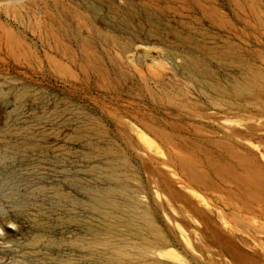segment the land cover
Returning a JSON list of instances; mask_svg holds the SVG:
<instances>
[{
  "label": "rangeland",
  "instance_id": "1",
  "mask_svg": "<svg viewBox=\"0 0 264 264\" xmlns=\"http://www.w3.org/2000/svg\"><path fill=\"white\" fill-rule=\"evenodd\" d=\"M0 264H264V0H0Z\"/></svg>",
  "mask_w": 264,
  "mask_h": 264
},
{
  "label": "bare ground",
  "instance_id": "2",
  "mask_svg": "<svg viewBox=\"0 0 264 264\" xmlns=\"http://www.w3.org/2000/svg\"><path fill=\"white\" fill-rule=\"evenodd\" d=\"M188 62V61H187ZM189 66H190V69L195 73V72H197V68H198V66H199V64L197 63V62H191V63H189ZM204 84V83H203ZM201 87V86H200ZM135 131H137V130H135ZM137 136H139V138L143 141V143L149 148V149H152L155 153H158V155L160 154V152H159V149H158V147H156V146H153L152 144H151V142H150V139L148 138V137H146L141 131H137ZM162 154V153H161ZM162 156V155H161ZM247 181L249 182V183H253V179H252V177H248V179H247ZM167 185V184H166ZM165 185V187H167V186H169V185H167L166 186ZM155 188H160V187H158V186H156ZM169 189V188H168ZM173 189V188H172ZM154 190H156V189H154ZM159 190V189H158ZM160 190H162V189H160ZM159 190V192H161ZM175 190V189H174ZM165 191H167V190H165ZM168 192V191H167ZM156 193H158V192H156ZM164 193V192H163ZM162 193V194H163ZM172 193V192H171ZM193 194V193H192ZM156 196L158 197V195L156 194ZM169 196H170V198L171 197H174V195H173V193H172V195L171 194H169ZM193 196H194V198H197L196 197V195H194L193 194ZM162 197V196H161ZM176 197V196H175ZM163 198H164V194H163ZM164 199H166V197L164 198ZM143 200V199H142ZM170 200V199H169ZM166 201V203L168 202V200H165ZM164 201V202H165ZM163 202V203H164ZM175 202V201H174ZM197 202H199V204L200 203H202V201L200 200V199H198V201ZM166 203H164V204H166ZM171 203V201L168 203V204H170ZM167 204V205H168ZM170 205H174V204H170ZM166 206V205H165ZM169 206V205H168ZM167 207V206H166ZM169 208V207H168ZM172 208H174V207H172ZM184 208V207H183ZM167 209V208H166ZM176 209V208H175ZM160 210V209H159ZM164 210V209H163ZM169 212L171 211V210H169V209H167ZM174 210V209H173ZM181 210H182V208H181ZM174 212V214H180V215H178V217H180L181 216V213L180 212H176V211H173ZM176 212V213H175ZM187 212V211H186ZM165 214V213H164ZM171 214V213H170ZM173 214V217H176L177 218V216H175ZM189 216V215H188ZM163 217V216H162ZM167 217V216H166ZM192 217V216H191ZM147 219V218H146ZM175 219V218H174ZM190 219V218H189ZM192 219H193V217H192ZM167 220V219H166ZM182 220V219H181ZM182 221H184V220H182ZM191 221V220H190ZM191 222H194V224H195V220L194 221H191ZM169 223V222H168ZM180 222H178V221H176L175 222V224H177L178 225V228H180L181 230L180 231H183L182 232V234L183 233H187L186 232V229H184V227L181 225V224H179ZM170 224V223H169ZM189 225V224H188ZM186 226V225H185ZM146 229V228H145ZM189 229V228H188ZM177 230H179V229H177ZM190 230V229H189ZM175 231V230H174ZM180 231H178V232H180ZM188 231V230H187ZM193 231V230H192ZM194 232V231H193ZM193 232H191V233H193ZM188 234V233H187ZM195 234V233H194ZM1 235H2V233H1ZM190 235H192V234H190ZM180 236H182V235H180ZM198 236H199V234H198ZM183 237H185L184 239H182L184 242H185V244L186 245H188V247H189V245L192 243L191 241L192 240H190L191 238H189L190 236L189 235H186L185 234V236L183 235L182 236V238ZM193 237V236H192ZM195 237H196V235H195ZM194 237V238H195ZM197 239H198V237H197ZM197 239H195L196 241H198ZM186 240V241H185ZM159 240H158V237L156 236L155 237V239H154V241H152V243H151V248L152 249H157V247H158V244H159ZM173 242V241H172ZM191 242V243H190ZM200 242V241H199ZM196 243V242H195ZM197 244V243H196ZM191 246V245H190ZM192 247V246H191ZM190 247V248H191ZM193 248V247H192ZM162 256H167V257H169V258H172L173 260L174 259H177V256L173 253V252H171L170 250H169V252H167L166 251V253L164 252L163 254H161ZM161 257V256H160ZM180 260V259H179Z\"/></svg>",
  "mask_w": 264,
  "mask_h": 264
}]
</instances>
